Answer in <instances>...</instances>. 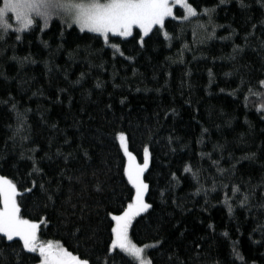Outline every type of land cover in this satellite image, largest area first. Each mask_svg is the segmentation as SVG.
Masks as SVG:
<instances>
[{"label": "trees", "instance_id": "obj_1", "mask_svg": "<svg viewBox=\"0 0 264 264\" xmlns=\"http://www.w3.org/2000/svg\"><path fill=\"white\" fill-rule=\"evenodd\" d=\"M189 2L203 8L219 0ZM245 3L249 5L246 9L237 0L217 8L215 22L225 27L217 29L216 39L204 44H193V25L178 21L167 25L173 34L170 42L162 34L145 37L143 48L138 38L113 39L125 55L134 57L130 61L118 53L114 57V50L102 38H94L95 34L60 28L55 21L44 32L21 33V41L12 35L0 42V175L13 179L21 192L26 181L31 186L27 177L31 161L21 159V153L27 157L31 149H37V159L45 153L52 157L41 161L45 180H60L62 170L73 178L71 182L63 179L59 198L47 208L43 194L17 197L22 217L40 223L42 242L58 241L74 255L88 253L93 261L104 257L111 242L106 213L126 207L133 192L124 175L126 157L115 139L123 130L138 159L143 158L145 145L151 153L144 179L149 184L145 199L152 208L142 214L144 219L134 220L130 235L139 246L151 245L157 238L166 241L160 249H147L153 264H172L170 256L187 264H264V232L260 230L264 225V119L251 103L255 97L249 98L245 108L246 87L229 94L242 80L247 85L264 79L260 43L264 8L258 0ZM175 11L177 15L182 12ZM253 23L257 25L255 35L245 44L244 36L253 31ZM228 26L237 34L229 40L219 39L229 35ZM138 31L134 29V36ZM183 44L188 47L182 49ZM237 46L243 50L234 53ZM24 57L35 63L21 67L18 60ZM81 73L84 78L74 85ZM97 81L104 84L102 89L95 87ZM16 112L26 113L22 126ZM214 145L223 146L222 150H214ZM85 149L88 159L83 155ZM58 150L63 155L57 156ZM253 152L255 160H242L231 169L237 159ZM213 160L226 170L223 175ZM185 166L199 170V184L183 171ZM173 173L178 183L172 180ZM224 184L229 187L223 188ZM233 184L241 187L237 197L231 194ZM97 186L102 190L97 192ZM226 191L231 214L224 203ZM243 193H250L248 207L239 204ZM158 224L159 233L155 230ZM76 226L81 231L74 234ZM233 247L243 260L234 255ZM6 252V264H16L11 250ZM113 256L109 264H129L130 258L123 253ZM38 260L37 253L23 252L19 264H38Z\"/></svg>", "mask_w": 264, "mask_h": 264}, {"label": "snow or ice", "instance_id": "obj_2", "mask_svg": "<svg viewBox=\"0 0 264 264\" xmlns=\"http://www.w3.org/2000/svg\"><path fill=\"white\" fill-rule=\"evenodd\" d=\"M228 2L229 0H219V3L213 7L200 8L199 6H194L189 0H2V3H0V42H6L12 35H14L15 41H21V33L44 32L55 21L60 28L67 27L73 28V30L78 28L80 33L95 34L94 38H102L104 44L114 50V57L118 53L119 56L130 61L134 57L125 55L120 48V44L112 42L113 39L138 38L137 43L143 48L146 44L145 37L151 39V35L162 34L163 39L170 42L173 39V34L167 30V25L172 21H178L181 25L185 22L193 25V44H204L207 41L216 39L217 29L225 27L217 24L214 16L217 8ZM237 2L242 9L249 7L245 0H237ZM258 3L264 8V0H258ZM177 6L182 10L180 15L176 14L175 9ZM204 17L207 19L203 20L202 18ZM260 25L264 29V20L260 22ZM228 27L231 29V26ZM251 27L253 31L244 36L245 44L248 43L251 36L255 35L257 25L253 23ZM134 29L139 30L135 33V36ZM180 32L183 34V27H180ZM236 34V30L231 29L228 36H220L219 39L229 40ZM198 35L199 39H197ZM261 37V47H264V31L261 32ZM176 39H181V36H176ZM44 43L45 47H47V43ZM169 46L171 45L169 44ZM187 47V44L182 45V49ZM242 50L238 46L233 48L234 53ZM12 59L17 60V57L13 56ZM26 62L35 63V61H29L28 57L18 60L21 67ZM0 75L3 74L0 73ZM225 75H231V73H226ZM209 77L211 82V70H209ZM83 78L84 73H81L80 78L72 83L79 85ZM4 79L7 80L8 77L4 76ZM95 87L102 89L104 84L97 81ZM242 87H246V94L244 95L245 108L249 106V98L255 97L251 103L255 106L256 111L260 113L261 119H264V79H258L255 83L248 82L247 85L242 80L241 85L233 93L229 94L234 95ZM61 91L64 90L62 89ZM221 91L223 92L224 89H221ZM2 103L8 104L9 100H4ZM69 103H71V100H69ZM119 103L123 105L125 100L121 99ZM107 108L110 110L112 105L108 104ZM11 110L16 111L15 103L11 104ZM27 111H30V109ZM25 115L26 113L16 112L21 126ZM52 127L55 128L56 125H52ZM20 131L21 128L18 127L17 132L19 133ZM204 131H207V129ZM22 139H27V137H22ZM115 139L119 141V146L123 150L124 156L127 157L128 163L124 168V175L127 177L133 192L126 207L115 211L108 210L106 213L111 221V242L105 249L104 257H97L93 261L88 253H85L83 257L74 255L58 241L40 242L38 240L40 224L22 217L21 205L17 200L18 196L22 197L25 193L33 195H37V193L43 194L46 200L44 207L47 208L49 203L55 205L56 199L59 198L63 179L66 178L70 182L73 180L71 176H65L64 170L59 173L60 180H56L55 177L45 180L47 173L40 166L41 161L44 159L51 160L52 157L45 153L44 157L37 159L35 155L37 149H31L32 154L27 157L21 153V159L31 161V170L27 173L31 186H28L26 181L22 185L23 191L21 192L13 179L0 175V204H2V207H0V264H6L8 260L6 250L9 249L12 256L15 257L16 264H19L23 252L38 253V264H109V256L114 259L113 254L119 255L121 253L130 258L129 264H153L152 259L146 255V250L149 248L160 249L166 244V241L157 238L151 245L137 246L129 236V229L132 227L133 221L137 217L144 219L145 217H142V214L148 213V210L152 208V204L146 202L145 199L146 194L149 192V184L144 179V173L149 168L151 156L149 146L145 145L143 148V163L141 164L136 162V157L129 151L128 137L125 131H119ZM65 143H69V141L65 140ZM222 147L221 145H214V150H222ZM56 155L61 156L63 154L58 150ZM71 155L69 153L68 156L64 157L65 164L68 163ZM83 155L85 159L90 158L86 149L83 151ZM208 155L211 158V154ZM255 158L256 153L254 152L246 154L237 159L231 165V169L235 170L237 164L241 163L242 160H255ZM213 164L216 165L217 171L223 175L226 170L219 167L218 161L213 160ZM183 171L191 173L193 179L199 184V170L193 171L190 166H185ZM76 179L79 180V178ZM172 180L178 183L175 173L172 174ZM53 181H55L54 190L52 188ZM222 187L227 189L229 185L224 184ZM34 189L36 190L35 192ZM101 190L100 186L96 187L97 192ZM201 190L202 186L198 187L195 194L198 195ZM203 190L207 193V189ZM212 190H216L215 183ZM231 194L232 197H237L238 194H241V187L236 184L231 185ZM163 195L164 193L161 192V197ZM229 199L230 197L226 191L224 203L228 206V211L231 214L232 205L229 203ZM70 200L71 196H69V202ZM249 200L250 193H243L242 198L239 199L240 206L248 207ZM172 202L174 204L177 203L176 200ZM73 207L75 206L73 205ZM261 207L264 208V205H261ZM80 219L83 220V216ZM160 228L161 225L158 224L155 229L157 233H159ZM260 230L264 232V225L260 226ZM80 231V227L76 226L74 234ZM76 238L79 239L78 236ZM195 248L199 249L200 245L198 243L195 244ZM117 249L119 252H117ZM233 253L238 259L243 260V257L236 251L235 247H233ZM169 259L172 264H187L186 260H179L178 257L170 256Z\"/></svg>", "mask_w": 264, "mask_h": 264}, {"label": "rangeland", "instance_id": "obj_3", "mask_svg": "<svg viewBox=\"0 0 264 264\" xmlns=\"http://www.w3.org/2000/svg\"><path fill=\"white\" fill-rule=\"evenodd\" d=\"M177 8H179V6H177ZM13 23H14V21H13ZM123 151V150H122ZM129 151H130V149H129ZM134 155V154H133ZM135 156V155H134ZM136 157V156H135ZM150 161H151V156H150ZM150 161H149V166H150ZM136 162L137 163H143V158L140 160V159H138L137 157H136ZM126 163H128V160H127V157H126ZM146 173V172H145ZM145 173H144V175H145ZM0 207H2V204H0ZM144 214V213H143ZM33 222H35V221H33ZM134 222V221H133ZM39 223V222H38ZM40 224V223H39ZM130 231H131V228L129 229V236H130V239L132 240V238H131V235H130ZM39 232H40V228H39V230H38V240L40 241V242H42L41 240H40V234H39ZM133 241V240H132ZM134 242V241H133ZM46 243V242H45ZM137 246H139V245H137ZM118 250V249H117ZM38 254V253H37ZM146 255L148 256V254H147V250H146Z\"/></svg>", "mask_w": 264, "mask_h": 264}]
</instances>
